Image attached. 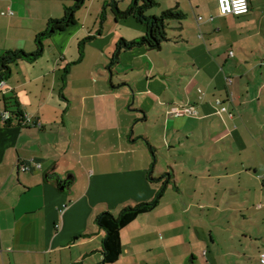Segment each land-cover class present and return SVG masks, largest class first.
<instances>
[{"label":"crops","instance_id":"0c3cea01","mask_svg":"<svg viewBox=\"0 0 264 264\" xmlns=\"http://www.w3.org/2000/svg\"><path fill=\"white\" fill-rule=\"evenodd\" d=\"M73 2L0 0V57L35 51V37ZM249 3L248 14L223 17L217 0H172L186 19L171 24L169 41L152 51L167 49L184 77L163 85L150 64L134 69L146 71L141 90L162 108L153 116L164 143L141 128L151 123L147 105L126 106L129 93L114 76L96 77L101 64H87L98 18L90 26L91 15H76L75 25L45 42L40 58L12 66L0 85V114H12L8 126L0 122V264H105L97 217L151 201L164 182L155 179L166 173L171 183L159 206L121 231L115 264H262L264 0ZM8 9L14 15L2 16ZM103 19V48L145 32L133 19L113 24L107 12ZM136 49L152 52L122 51L116 64ZM105 54L112 62L109 49ZM189 107L197 115L176 114ZM25 164L32 169L23 171Z\"/></svg>","mask_w":264,"mask_h":264},{"label":"trees","instance_id":"16d2710c","mask_svg":"<svg viewBox=\"0 0 264 264\" xmlns=\"http://www.w3.org/2000/svg\"><path fill=\"white\" fill-rule=\"evenodd\" d=\"M85 2L86 0H74L71 6L65 8L64 16L61 19L50 20L46 30L35 37L36 49L33 53L19 50L5 52L0 57V85L9 78L13 65L20 61H36L43 55L47 40L75 25L76 15L85 6ZM158 5L159 0H132L129 7L122 11L117 0H109L104 3L103 18L108 8H110L116 20L133 19L146 32L145 36L132 42H128L123 38L120 39L115 46L116 52L112 58L113 64L118 63L122 51L135 48H146L151 51L161 49L162 44L169 41L168 29L170 25L173 23L181 24L186 19V14L179 8L163 11L160 16L148 15V11ZM8 123H4V125L8 126ZM155 180L164 182L161 191L151 201L139 203L135 206H126L117 215L106 211L97 217L98 224L105 230V237L102 241V255L105 264H115L122 255L121 231L140 215L148 214L159 206L167 185L171 183L170 174H163ZM66 185L64 184V186Z\"/></svg>","mask_w":264,"mask_h":264},{"label":"rangeland","instance_id":"374dc122","mask_svg":"<svg viewBox=\"0 0 264 264\" xmlns=\"http://www.w3.org/2000/svg\"><path fill=\"white\" fill-rule=\"evenodd\" d=\"M109 1V0H106ZM119 2V8L120 10L124 11L126 10L129 5L132 3V0H117ZM172 6V0H159V5L151 10L148 11V15H155L160 16L163 11L171 9ZM103 10V5H99V3H95L93 6L87 5L85 8L80 10L77 14V18L83 16V18L90 16L88 24L92 26L94 22L96 21V18H98V26L96 28V39L93 40L90 44L96 49H93V51L89 50L88 57H87V64L91 63L94 65V63L101 64V66H98V68H94L96 71V77H100V75H107L111 77L114 76V82L118 84V86H122L121 89L125 90L129 93V99H127L126 106H130L132 109L138 110L139 105L142 103H145L147 105V109L150 111L151 115V123L145 124L141 122V128L148 132L153 133L155 142L159 141V137L162 138V143L166 140V138L163 136L162 132V125L161 122H158V118L154 117L153 114L156 113H163L161 106L158 104V101L152 97L149 93L142 92L141 89L145 88V80H147L146 71L143 69L140 70H134L138 69L141 66H147V64H150V68L153 71V78H156L159 80V82L164 83L163 85L167 84V78L173 79L172 83L177 84V80L184 77V70L181 67H177L176 59L173 54H169L166 50L165 51H152L147 52L143 49H136L133 51H129L121 56L120 64H116L111 67V59H108L109 55L107 56L106 50L109 49V52L111 53V58L115 55V48L114 47H105L106 46V40L108 34L99 35L98 31L100 30L101 24L104 22L103 17H101ZM182 12H185V8L181 10ZM107 13L112 16V23H115L116 18L114 17L113 13L111 12L110 8H108ZM189 13V12H187ZM106 24V23H105ZM110 25V26H109ZM109 30L114 28V25L108 24ZM145 33L143 36H145ZM170 35L172 32L169 33ZM140 36L139 38L143 37ZM137 38V39H139ZM136 40V39H134ZM134 40H129L128 42H132ZM164 48H167L166 46ZM25 51V50H23ZM26 53H33L25 51ZM103 61H106V66L110 67L112 71L107 70L105 64ZM180 65H184L185 62L181 60H177ZM140 73V74H138ZM140 81V85H136V83ZM101 88H104V85H100ZM135 91H138V97L136 101H134V93ZM137 93V92H136ZM165 98L163 97V100ZM0 103L2 104V107L4 106V99L2 96H0ZM136 114V113H134ZM137 115H139L137 113ZM159 115V114H158ZM144 116L143 113H141V118Z\"/></svg>","mask_w":264,"mask_h":264},{"label":"built area","instance_id":"2783aa9c","mask_svg":"<svg viewBox=\"0 0 264 264\" xmlns=\"http://www.w3.org/2000/svg\"><path fill=\"white\" fill-rule=\"evenodd\" d=\"M218 2V9L219 14L223 17L226 16H242L245 14H248L250 11V3L249 0H217ZM2 16H13L14 12L10 9L1 12ZM201 20V18L199 19ZM231 83V80H230ZM219 106H221V112H228L227 107L223 106V102L221 100L216 101ZM178 116H195L197 115V110L194 107L189 108H182L176 112ZM232 117V114H230ZM12 119V114L9 111L2 112L0 114V122L2 123H8ZM24 123L29 124L31 122L30 118L28 116H23ZM39 127H41V124H37ZM32 163L35 164V167L41 168V164L35 163L32 161ZM23 171H30L32 169V166L30 164H25L22 166ZM67 206H64L66 208ZM59 228V226H56ZM261 263L264 264V254L260 256Z\"/></svg>","mask_w":264,"mask_h":264}]
</instances>
